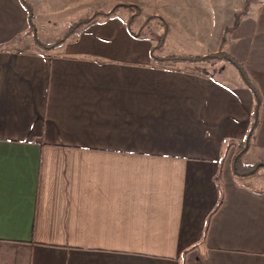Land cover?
Instances as JSON below:
<instances>
[{
  "label": "crops",
  "instance_id": "1",
  "mask_svg": "<svg viewBox=\"0 0 264 264\" xmlns=\"http://www.w3.org/2000/svg\"><path fill=\"white\" fill-rule=\"evenodd\" d=\"M25 1L43 42L91 16L90 0ZM112 1L141 12L121 7L44 51L21 1L0 0V264H264V186L232 174V150L222 159L247 134L253 92L227 61L211 65L235 72L150 54L165 28L161 57L225 37L241 49L262 103L245 159L264 160V0L253 17L249 0Z\"/></svg>",
  "mask_w": 264,
  "mask_h": 264
},
{
  "label": "trees",
  "instance_id": "2",
  "mask_svg": "<svg viewBox=\"0 0 264 264\" xmlns=\"http://www.w3.org/2000/svg\"><path fill=\"white\" fill-rule=\"evenodd\" d=\"M20 1L27 11V24H28L27 34L31 35L33 38V42L39 48L43 49L44 51H51L57 48L67 39V37L70 34L76 32L82 27L88 26L89 24L96 21L99 17L107 18L111 16L117 9L121 7L132 8L134 10L132 17L130 18L131 20H133L141 12V8H139L136 5L130 4V3L115 4L109 11H106V12L102 10L95 11L93 14H91V16L84 17L82 19H79L78 21L71 23L67 27L64 35L61 38L56 39L55 41H52V42H43L39 39L36 33V30H35V26L33 24L32 6L25 0H20ZM244 12H245V9L243 10L242 13L236 14L235 22L233 24L234 27L237 25L241 14H243ZM148 21L149 19L147 20V22ZM128 25L130 26V23ZM230 29L231 27L227 28L226 30L227 33L230 32ZM165 31H166V28H165ZM165 31L161 35L158 43H156L150 49L151 57L157 63L164 64V65H170V64H175V63L177 64L198 63V62L214 63L218 61H227L235 68V70L237 71V73L239 74L243 82L253 92L254 104H253V111L250 117V124L247 130V134L243 140L228 142L222 159L225 160L230 150H232L233 155L230 157L228 161H229V166H230V169L233 175L238 176V177H250V176L257 174L260 169H264V160L256 161V162H250V161L248 162L245 159V155L247 154L250 148L251 141L253 140L254 134L256 130L258 129V125H259L258 116L260 114V108H261L262 103H261L260 94L254 87L245 65L242 62L236 60L225 50L224 44L226 43V37L222 39L221 46L216 52H210V53H206L203 55H168V56H162V57L159 55H156V52L161 47L164 41ZM221 201H222V195H220V198L215 204V206L207 213L205 217V224H204V228H203L200 241L204 239L210 218L220 207Z\"/></svg>",
  "mask_w": 264,
  "mask_h": 264
},
{
  "label": "rangeland",
  "instance_id": "3",
  "mask_svg": "<svg viewBox=\"0 0 264 264\" xmlns=\"http://www.w3.org/2000/svg\"><path fill=\"white\" fill-rule=\"evenodd\" d=\"M131 2V1H128V0H119V2ZM58 2H59V6L61 5V4H63L62 3V1H60V0H58ZM113 2V3H112ZM260 2V0H249L248 2H247V4H246V6H245V8L247 9L248 8V6H249V8H251V15H252V17L254 16V14H255V9H256V7H257V5H258V3ZM115 4V2L114 1H112V0H99V1H97V0H90V3H89V1H88V4H87V9H88V13H90V14H92V13H94L95 11H97V10H102V11H108L109 9H111V7L113 6ZM96 7H101V9H96ZM126 8H124L123 10H125ZM128 9V8H127ZM159 9V6L157 5V1H151V2H148V4L147 5H145V7H144V10L142 11V13L140 14V19L141 18H147L148 16H150V12L151 11H157ZM122 10V11H123ZM121 11V12H122ZM247 13V12H246ZM245 12L243 13V14H241V16L240 17H243V15H245L246 14ZM73 17V16H72ZM76 17H79V16H76ZM75 19V18H74ZM142 32V31H146V28H140L137 32ZM40 32H41V30H40ZM188 43V42H187ZM188 44H191V43H188ZM232 47H233V50H229L228 49V51H229V53L231 54V56L232 57H234V58H236L237 57V54L238 53H240V51H242L241 49H239V50H236V48L234 47V45L232 44ZM171 48H173V47H170V49ZM165 52V51H164ZM168 53H171L169 50H167V52H166V54H168ZM206 63H209V67H211V66H213V65H211V64H213V63H210V62H206ZM215 63V62H214ZM229 67H226L225 66V64H221V65H214L213 66V70H227ZM230 70H232V69H229V70H227V71H225V72H231ZM233 72H235L234 70H232ZM233 155V152L231 151L230 152V154H229V159H230V157ZM228 159V160H229ZM253 176H255V179H249L248 181H242V182H245L246 184H249V185H256V186H264V169H260L259 171H258V173L257 174H255V175H253Z\"/></svg>",
  "mask_w": 264,
  "mask_h": 264
}]
</instances>
